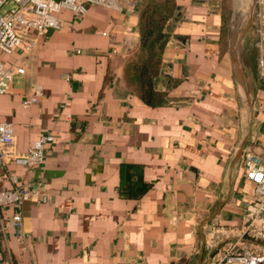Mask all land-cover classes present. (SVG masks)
<instances>
[{
	"label": "crops",
	"instance_id": "crops-1",
	"mask_svg": "<svg viewBox=\"0 0 264 264\" xmlns=\"http://www.w3.org/2000/svg\"><path fill=\"white\" fill-rule=\"evenodd\" d=\"M133 1L120 12L64 11V27L31 52H0L25 71L0 95L16 150L56 136L42 165L0 166V192L14 176L47 195L23 203V238L0 234V264H209L207 227L242 226L253 189L243 152L262 147L264 91L225 46V0H175L156 106L125 77L140 41L143 0ZM37 88V103L24 106ZM13 213L0 208V226Z\"/></svg>",
	"mask_w": 264,
	"mask_h": 264
},
{
	"label": "built area",
	"instance_id": "built-area-1",
	"mask_svg": "<svg viewBox=\"0 0 264 264\" xmlns=\"http://www.w3.org/2000/svg\"><path fill=\"white\" fill-rule=\"evenodd\" d=\"M134 0L128 6H134ZM122 0H0V52L10 56L15 49L24 47L29 53L48 30H61L65 21L61 14L72 12L76 17L87 14L90 6H101L113 11H122ZM17 26H23L36 33V36L19 33ZM251 34L257 51V72L264 85V0H253ZM104 36L110 37L108 33ZM112 38V37H110ZM113 53H117L113 51ZM24 74L22 68L6 66L0 62V95L9 93L14 75ZM40 88L34 97L25 100L23 105L30 107L37 103ZM264 128V123H263ZM56 141L53 133L41 136L26 153H19L16 146L15 128L11 123L0 122V166L8 167L16 163L28 168L42 165L46 158V147ZM260 149L246 148L243 152L242 169L244 177L252 183V196L243 205L242 226L239 228L221 227L211 223L206 229V247L211 253L209 264H264V136ZM14 187L0 192V208L13 206L11 220L0 226V234L10 228L23 233L22 205L38 195L46 203L47 195L39 188L23 184L11 176ZM46 196V197H45Z\"/></svg>",
	"mask_w": 264,
	"mask_h": 264
},
{
	"label": "trees",
	"instance_id": "trees-1",
	"mask_svg": "<svg viewBox=\"0 0 264 264\" xmlns=\"http://www.w3.org/2000/svg\"><path fill=\"white\" fill-rule=\"evenodd\" d=\"M176 12L175 0H143L140 41L125 67L127 80L146 103L154 106L165 101V94L156 91L155 86L161 76L163 53L169 41L167 25Z\"/></svg>",
	"mask_w": 264,
	"mask_h": 264
},
{
	"label": "rangeland",
	"instance_id": "rangeland-1",
	"mask_svg": "<svg viewBox=\"0 0 264 264\" xmlns=\"http://www.w3.org/2000/svg\"><path fill=\"white\" fill-rule=\"evenodd\" d=\"M224 4L227 15L225 46L232 48L234 61L239 64L240 70H242L240 67L244 63V66L253 72L254 85L257 90L263 92L264 85L257 72L258 54L250 31L253 0H225Z\"/></svg>",
	"mask_w": 264,
	"mask_h": 264
},
{
	"label": "bare ground",
	"instance_id": "bare-ground-1",
	"mask_svg": "<svg viewBox=\"0 0 264 264\" xmlns=\"http://www.w3.org/2000/svg\"><path fill=\"white\" fill-rule=\"evenodd\" d=\"M245 16V15H244Z\"/></svg>",
	"mask_w": 264,
	"mask_h": 264
}]
</instances>
